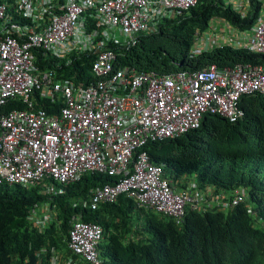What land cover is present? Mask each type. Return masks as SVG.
I'll use <instances>...</instances> for the list:
<instances>
[{
	"label": "built area",
	"instance_id": "built-area-1",
	"mask_svg": "<svg viewBox=\"0 0 264 264\" xmlns=\"http://www.w3.org/2000/svg\"><path fill=\"white\" fill-rule=\"evenodd\" d=\"M201 0H12L0 4V107L19 99L26 110L0 115V185L40 184L47 195L93 173L118 178L91 192L89 207L113 203L126 194L158 212L179 217L185 205L201 199L192 189L174 193L144 147L197 129L205 113L229 122L243 117L241 95L264 97V68L239 65L218 70L178 71L157 76L124 67L114 69L108 44L134 46L159 20L173 18ZM89 12L93 21L81 16ZM244 48L264 55V23ZM57 59L73 53L96 55V81L75 86L54 71H38L33 50ZM59 105L49 115L35 110L32 96ZM100 225L75 221L68 248L99 264Z\"/></svg>",
	"mask_w": 264,
	"mask_h": 264
},
{
	"label": "trees",
	"instance_id": "trees-1",
	"mask_svg": "<svg viewBox=\"0 0 264 264\" xmlns=\"http://www.w3.org/2000/svg\"><path fill=\"white\" fill-rule=\"evenodd\" d=\"M11 2L0 0V4ZM261 5L251 0L249 11L241 17L221 0H204L175 19L162 21L157 31L139 34L134 46H111L117 55L115 68L127 66L161 76L212 64L219 69L264 65V57L229 46L193 52L213 16L244 31L257 21ZM81 18L93 21L89 12ZM32 55L38 71L52 70L57 79L81 87L96 81L91 74L93 53H73L63 60L36 49ZM33 100L35 109L48 114L59 109L38 93ZM238 107L244 117L235 123L208 114L198 129L144 147L150 161L163 167L173 188L185 189L191 179L197 184L202 207H187L179 219L158 214L125 195L91 210L90 191L116 180L105 174L87 175L55 197L39 195L38 188L0 186V264H52L56 255L60 264L68 259L75 264L67 241L77 217L102 227L101 264H264V100L258 94L244 95ZM25 109L21 100L8 99L0 115ZM237 189L246 194L244 202L231 204ZM48 200L49 219L41 224L30 219L35 206Z\"/></svg>",
	"mask_w": 264,
	"mask_h": 264
},
{
	"label": "clouds",
	"instance_id": "clouds-1",
	"mask_svg": "<svg viewBox=\"0 0 264 264\" xmlns=\"http://www.w3.org/2000/svg\"><path fill=\"white\" fill-rule=\"evenodd\" d=\"M202 1H204V0H201V1H199L196 5H194L193 7H190V8H188L187 10H180L179 12H176L175 14H174V17L172 18H163L162 20H159V22H158V25H157V28H156V30L155 31H157L158 30V27H159V24L162 22V21H164V20H173V19H175V18H177L178 17V15L180 14H183V12H188L190 9H192V8H194L195 6H197L199 3H201ZM219 1V0H218ZM222 2H224V4H225V6H228V7H232V9L234 10V11H236L237 13H239L240 14V16L241 17H245V15L247 14V12L249 11V8H250V1L251 0H240V2H239V6L237 7L235 4H233L232 2L233 1H238V0H221ZM259 1H261L262 2V5H261V9H260V13H259V17L257 18V21L255 22V24L251 27V28H249L248 30H244V31H240L239 29H237V27L234 25V24H232V23H230V22H228V21H226L224 18H221L220 16H213V18L210 20V22H209V26H208V28L204 31V33H202L201 34V36H200V38H199V40H198V42L196 43V45L194 46V48H193V52L194 53H200V52H202L203 50H212L213 48H215V47H219V46H229V47H232V48H235V49H240V50H245L246 52H248V53H250V54H253V55H257V56H261V57H264V55H260V54H257V53H254V52H252V51H250L248 48H244V46L247 44V41H248V39L249 38H251V36L253 35V33H255L256 32V29H258V26L261 24V23H264V0H259ZM235 30H237V31H235ZM154 31V32H155ZM150 33H153V32H150ZM142 34V33H141ZM144 34V33H143ZM148 34V33H147ZM215 42V44H214V46H211L210 44L212 43V42ZM111 46H118V45H114V44H108V47H109V49L111 50V51H113L110 47ZM119 48H122V47H120V46H118ZM114 52V51H113ZM115 53V52H114ZM115 55H116V53H115ZM116 57H117V55H116ZM95 58H96V55H95ZM95 60V59H94ZM94 62V61H93ZM115 65H116V62H115V64H114V69L116 70V68H115ZM212 65H215V64H212ZM212 65H210V66H212ZM239 65H242V66H244V65H252V66H259V67H262V68H264V65H253V64H250V63H248V64H239ZM239 65H236V66H239ZM210 66H208L207 68H205V69H208ZM216 66V65H215ZM125 67H127V66H125ZM217 67V66H216ZM235 67V66H234ZM122 68H124V67H122ZM233 68V67H232ZM132 69V68H131ZM217 69L218 70H223V69H225V68H223V69H219L218 67H217ZM134 70V69H133ZM202 70H204V69H202ZM202 70H198V71H202ZM175 72H178V71H175ZM185 72H187V71H185ZM192 72H197V71H192ZM139 73V72H138ZM191 73V72H190ZM170 74H172V73H170ZM156 75V74H155ZM169 75V74H168ZM158 76V75H157ZM79 87H81V86H79ZM36 94V93H35ZM34 94V95H35ZM39 94V93H38ZM251 94H258V95H260L262 98H263V100H264V97H263V95L262 94H259V93H251ZM33 95V96H34ZM244 95H250V94H244ZM244 95H241L240 96V98L242 97V96H244ZM33 96H32V100H33ZM39 96L41 97V95L39 94ZM42 98V97H41ZM240 98H239V100H240ZM44 99V98H43ZM48 100V99H47ZM239 100H238V102H239ZM33 102L35 103V101L33 100ZM56 103V102H55ZM239 108V107H238ZM34 109H35V106H34ZM39 109H41V108H39ZM240 110H242L241 108H239ZM26 110V109H25ZM35 110H38V109H35ZM42 110H44V109H42ZM45 111V110H44ZM243 111V110H242ZM47 113V112H46ZM57 113V112H56ZM48 114V113H47ZM53 114H55V113H52V114H49V115H53ZM208 114H210V113H205L204 115H203V117L205 116V115H208ZM243 114H244V111H243ZM210 115H214V114H210ZM214 116H218V115H214ZM203 117L201 118V120H200V124H201V121H202V119H203ZM218 117H220V116H218ZM243 117H244V115H243ZM242 117V118H243ZM220 118H223V117H220ZM241 118V119H242ZM225 119V118H224ZM241 119H239V120H241ZM227 120V119H226ZM238 120V121H239ZM228 121V120H227ZM229 122V121H228ZM237 122V121H236ZM230 123H235V122H230ZM200 124H199V127H200ZM198 127V128H199ZM197 128V129H198ZM194 130H196V129H194ZM193 131V130H192ZM188 133V132H187ZM184 135V134H183ZM182 136V135H181ZM180 137V136H179ZM178 138V137H177ZM173 139H175V138H173ZM166 140V139H165ZM158 142V141H157ZM154 143V142H153ZM151 162V161H150ZM152 163V162H151ZM153 164V163H152ZM156 165V164H155ZM158 166H160V165H158ZM161 168H162V176L164 177V173H163V167L161 166ZM93 174H99V173H93ZM88 175H90V174H88ZM106 175V174H105ZM87 176V175H86ZM108 176V175H107ZM85 177V176H84ZM83 177V178H84ZM82 178V179H83ZM116 178V177H115ZM165 178V177H164ZM81 179V180H82ZM167 181H168V185H169V187L171 188V190L174 192V193H176V194H179L181 191H186V190H189V189H191V187H193L194 189H195V191H197V192H200V191H198V188H197V184L195 183V181H190L189 182V185L185 188V189H179V190H176L175 188H173V186H172V183H171V181L169 180V179H167V178H165ZM80 180V181H81ZM117 180H118V178H116V180H115V182L114 183H116L117 182ZM77 183V182H76ZM113 183V184H114ZM112 184V185H113ZM2 185H7V184H1L0 186H2ZM71 185V184H70ZM8 186H15V185H8ZM21 187H23V188H38V192H39V195H41V192H42V195H44V196H46V197H55V196H61V195H47L46 193L44 194V192H45V190H44V188L42 187V185H40V184H35V185H33V186H21ZM67 187V186H66ZM65 187V188H66ZM65 188H64V191H65ZM207 191H213V189L212 188H207L206 189ZM93 190H91L90 192H92ZM65 193V192H64ZM242 195H244L243 197L241 196V194ZM200 194V193H199ZM63 195V194H62ZM121 195H125V196H127L126 194H121ZM245 195L246 194H244L243 193V191H240V190H236L235 191V195H234V197H233V199H232V202H231V204H237L238 202H241V203H243L244 202V198H245ZM120 196V195H119ZM118 196V197H119ZM224 194H222V196H221V198H224ZM90 197H91V193H90ZM90 197H89V200H90ZM128 197V196H127ZM128 198H130V197H128ZM130 199H135V198H130ZM202 199V198H201ZM201 199L199 200V202L196 204V206L195 207H192L190 204H187V205H185V207H184V209H183V214H184V212H185V210H186V208L188 207V208H190V209H192V210H199L202 206H201V203H200V201H201ZM247 199V198H246ZM48 202H49V200L47 201V204L46 203H41V204H38V205H36L35 206V209H33L32 211H31V213H30V216H29V218L30 219H32V220H34L35 222H37L38 224H41L42 222H45V221H47L48 219H49V215H48V209H49V204H48ZM115 202V201H114ZM113 202V203H114ZM106 204H111V203H106ZM88 205H89V202H88ZM101 205H103V204H101ZM142 205H144V204H142ZM144 206H146V207H148V208H151V209H154V211L156 212V213H158V214H163V215H166V216H170V215H167V214H164V213H160V212H158L153 206H149V205H144ZM90 208V207H89ZM98 208V207H97ZM96 208V209H97ZM45 211L46 212V214H44L43 216H37L36 214H35V211ZM183 214L181 215V216H179V217H174V216H170V217H172L173 219H179L180 217H182L183 216ZM75 221H81V222H83L80 218H75L74 220H73V222L71 223V226H72V224L75 222ZM85 223H87V222H85ZM92 224H94V223H92ZM98 225V224H97ZM71 226H70V229H71ZM101 227V226H100ZM102 228V227H101ZM70 229H69V231H70ZM69 231H68V241H69ZM102 234H103V229H102ZM101 240H102V237H101ZM101 240H100V242H101ZM68 241H67V247H68ZM100 242L98 243V245L100 244ZM98 245H97V252H98ZM68 250L71 252V254L72 255H74V253L68 248ZM54 255H56V252H54ZM75 257H76V261H75V264H77V263H79V262H83V263H85V264H90V263H88L87 261H85V260H83V259H81L80 257H78L77 255H74ZM98 257H99V253H98ZM66 258H69V257H66ZM65 259V258H64ZM60 261H61V259H60V256H57L56 255V258L55 259H53V261H52V264H60ZM63 262L65 263V264H71L72 263V261H70L69 259L67 260V261H64L63 260ZM63 263V264H64ZM99 264H101V261H100V257H99Z\"/></svg>",
	"mask_w": 264,
	"mask_h": 264
},
{
	"label": "rangeland",
	"instance_id": "rangeland-1",
	"mask_svg": "<svg viewBox=\"0 0 264 264\" xmlns=\"http://www.w3.org/2000/svg\"><path fill=\"white\" fill-rule=\"evenodd\" d=\"M239 2H240V0H238V1H233L232 3L233 4H235L237 7L239 6ZM214 44H215V42L213 41L210 45L211 46H214ZM54 102V101H53ZM191 180H193V179H191ZM44 194H45V192H44ZM41 195H42V192H41ZM35 214L37 215V216H43L44 214H46V212L45 211H35Z\"/></svg>",
	"mask_w": 264,
	"mask_h": 264
},
{
	"label": "crops",
	"instance_id": "crops-1",
	"mask_svg": "<svg viewBox=\"0 0 264 264\" xmlns=\"http://www.w3.org/2000/svg\"><path fill=\"white\" fill-rule=\"evenodd\" d=\"M235 31H237V30H235Z\"/></svg>",
	"mask_w": 264,
	"mask_h": 264
}]
</instances>
